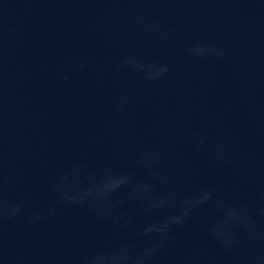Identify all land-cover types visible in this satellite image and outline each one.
Instances as JSON below:
<instances>
[{
	"label": "water",
	"instance_id": "1",
	"mask_svg": "<svg viewBox=\"0 0 264 264\" xmlns=\"http://www.w3.org/2000/svg\"><path fill=\"white\" fill-rule=\"evenodd\" d=\"M198 43L225 55L191 56ZM128 57L170 71L148 81L117 67ZM121 97L128 103L117 111ZM217 113L222 121L212 118ZM194 129L221 140L231 163L218 165L200 151ZM145 150L167 155L164 171L177 197L216 186L220 199L264 206V0H0L3 199L52 207L55 177L78 161L151 181L133 166ZM118 152L128 159H115ZM114 198L126 200V192ZM137 207L127 201L119 209L133 216L126 236L156 215L137 216ZM213 214L211 205L198 209L155 264L193 246L222 258L206 235ZM109 231L82 207L39 223L21 215L0 233V264H72L102 246ZM259 233L264 241V218Z\"/></svg>",
	"mask_w": 264,
	"mask_h": 264
},
{
	"label": "clouds",
	"instance_id": "2",
	"mask_svg": "<svg viewBox=\"0 0 264 264\" xmlns=\"http://www.w3.org/2000/svg\"><path fill=\"white\" fill-rule=\"evenodd\" d=\"M140 23L145 21L141 19ZM147 27L154 32L160 31L158 23ZM167 38L165 33L162 39ZM188 51L191 56L201 59L225 55L222 50L199 43ZM85 67L86 64L81 63L80 68ZM117 67L131 69L148 81L157 80L170 71L167 64L146 63L135 57L125 58ZM127 103L128 98L121 97L114 108L123 111ZM212 118L222 121L224 114L217 113ZM191 136L197 148L216 164L231 163L229 150L221 140L212 141L198 129L192 130ZM114 156L117 160L128 159L126 152H118ZM167 160L166 154L152 150L140 151L134 156L133 166L151 177V181L140 180L128 169L106 166L94 170L86 162L78 161L55 177L52 187L57 194L56 201L49 208L26 209L23 200L5 201L6 181L0 176V233L6 221L21 215L29 223H39L56 215L61 208L82 207L107 222L110 231L102 246L76 257L72 264H155L176 242L177 230L184 228L198 209L211 205L214 214L206 225V235L222 250L223 257L209 255L203 247L193 246L173 257L170 264H264V241L259 233L264 206L220 199V189L216 186L198 188L177 197L175 186L164 171ZM121 191L126 192V200L114 198ZM127 201L138 204L137 216L156 215L126 236L124 231L132 223L133 216L119 209ZM245 244L247 252L242 251Z\"/></svg>",
	"mask_w": 264,
	"mask_h": 264
}]
</instances>
